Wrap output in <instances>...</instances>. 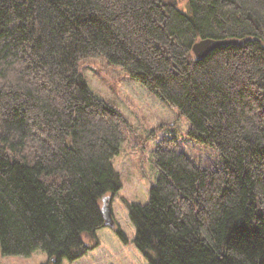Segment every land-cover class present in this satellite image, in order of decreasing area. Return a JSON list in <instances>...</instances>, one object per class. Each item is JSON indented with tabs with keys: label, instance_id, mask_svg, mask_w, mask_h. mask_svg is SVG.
I'll list each match as a JSON object with an SVG mask.
<instances>
[{
	"label": "trees",
	"instance_id": "obj_1",
	"mask_svg": "<svg viewBox=\"0 0 264 264\" xmlns=\"http://www.w3.org/2000/svg\"><path fill=\"white\" fill-rule=\"evenodd\" d=\"M205 37L244 42L198 58ZM97 56L223 159L213 168L157 146L149 199L129 205L137 247L151 264H264V0H0L3 253L42 249L61 264L105 225L130 125L80 68Z\"/></svg>",
	"mask_w": 264,
	"mask_h": 264
},
{
	"label": "rangeland",
	"instance_id": "obj_2",
	"mask_svg": "<svg viewBox=\"0 0 264 264\" xmlns=\"http://www.w3.org/2000/svg\"><path fill=\"white\" fill-rule=\"evenodd\" d=\"M80 68L93 91L115 102L130 125L120 153L113 159L122 187L113 197L112 211L116 228L123 232L126 240L114 228L103 226L96 231L95 238L85 236L92 248L75 260L64 258L61 264H151L136 245V227L129 215V205L149 199L150 189L159 175L157 146L166 144L213 168L221 167L223 159L215 146L190 138L186 134L188 119L180 116L177 108L164 104L124 68L109 65L104 56L84 59ZM0 264L52 263L42 249L31 255H8L0 247Z\"/></svg>",
	"mask_w": 264,
	"mask_h": 264
},
{
	"label": "water",
	"instance_id": "obj_3",
	"mask_svg": "<svg viewBox=\"0 0 264 264\" xmlns=\"http://www.w3.org/2000/svg\"><path fill=\"white\" fill-rule=\"evenodd\" d=\"M183 0H179V2H182ZM244 40H238L236 38L234 39H218V38H212V37H205L198 39L192 46L193 53L198 58H204L206 57L210 52L215 50L216 48L227 45V44H237V43H243ZM103 215L105 220V225L110 226L114 228L116 226V221L113 217V211H112V199L111 198H105L104 204H103Z\"/></svg>",
	"mask_w": 264,
	"mask_h": 264
}]
</instances>
